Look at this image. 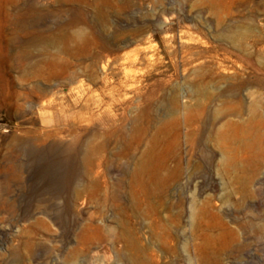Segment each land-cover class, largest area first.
Listing matches in <instances>:
<instances>
[{
  "label": "rangeland",
  "instance_id": "374dc122",
  "mask_svg": "<svg viewBox=\"0 0 264 264\" xmlns=\"http://www.w3.org/2000/svg\"><path fill=\"white\" fill-rule=\"evenodd\" d=\"M0 264H264V0H0Z\"/></svg>",
  "mask_w": 264,
  "mask_h": 264
},
{
  "label": "bare ground",
  "instance_id": "6f19581e",
  "mask_svg": "<svg viewBox=\"0 0 264 264\" xmlns=\"http://www.w3.org/2000/svg\"><path fill=\"white\" fill-rule=\"evenodd\" d=\"M101 49L104 51V52H108V46H105V45H102L101 46ZM105 54V53H104ZM62 82H64V81H62ZM248 158H249V154H248V152L245 154V156H244V160H248Z\"/></svg>",
  "mask_w": 264,
  "mask_h": 264
}]
</instances>
